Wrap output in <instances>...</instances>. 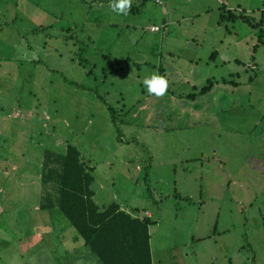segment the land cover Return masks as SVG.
I'll return each instance as SVG.
<instances>
[{
	"label": "rangeland",
	"instance_id": "374dc122",
	"mask_svg": "<svg viewBox=\"0 0 264 264\" xmlns=\"http://www.w3.org/2000/svg\"><path fill=\"white\" fill-rule=\"evenodd\" d=\"M100 2L0 0V264H101L44 180L66 143L152 264H264V0Z\"/></svg>",
	"mask_w": 264,
	"mask_h": 264
},
{
	"label": "trees",
	"instance_id": "16d2710c",
	"mask_svg": "<svg viewBox=\"0 0 264 264\" xmlns=\"http://www.w3.org/2000/svg\"><path fill=\"white\" fill-rule=\"evenodd\" d=\"M225 12L227 18L233 16L229 9ZM225 14L220 13L222 17ZM210 86L209 80L199 92ZM53 156L55 167L44 180L54 179L56 193L53 202L89 251L101 264H152L148 216H133L114 201L99 207L92 198L90 167L74 145L66 143L63 153H53ZM44 207L48 208L47 205Z\"/></svg>",
	"mask_w": 264,
	"mask_h": 264
},
{
	"label": "clouds",
	"instance_id": "9594fccd",
	"mask_svg": "<svg viewBox=\"0 0 264 264\" xmlns=\"http://www.w3.org/2000/svg\"><path fill=\"white\" fill-rule=\"evenodd\" d=\"M132 6V0H115L110 7L113 11L127 15ZM145 85H147L148 92L157 97H162L166 94L169 82L168 80L157 74H153L150 78L144 80Z\"/></svg>",
	"mask_w": 264,
	"mask_h": 264
},
{
	"label": "crops",
	"instance_id": "0c3cea01",
	"mask_svg": "<svg viewBox=\"0 0 264 264\" xmlns=\"http://www.w3.org/2000/svg\"><path fill=\"white\" fill-rule=\"evenodd\" d=\"M211 55H213V56L215 55V51H214V50L211 52ZM211 60H214V57L211 58ZM206 64H207V63H206ZM253 65H254V64H253ZM211 77H213V75H212ZM216 77H220L219 80L213 78V79L215 80V83H216V84H217L218 82H223V81H224L223 78H222L221 76H216ZM185 82H186V84H187L188 87L190 86L191 88H195V83H196V82H193V81L190 82L188 78L185 80ZM200 87H201V86H199L198 89H200ZM210 88H211V86L209 87V89H210ZM189 95H190V93H186V96L189 97V98H190V97H192V98L195 97V96H192V95L189 96ZM190 99H191V98H190ZM36 233H37V232H36ZM43 233H44V232L40 230V233H37V236H39V238H41V235H40V234H43Z\"/></svg>",
	"mask_w": 264,
	"mask_h": 264
},
{
	"label": "built area",
	"instance_id": "2783aa9c",
	"mask_svg": "<svg viewBox=\"0 0 264 264\" xmlns=\"http://www.w3.org/2000/svg\"><path fill=\"white\" fill-rule=\"evenodd\" d=\"M151 29L157 30L158 27L157 26H152ZM246 66L249 67V68H253L254 67V65H252V64H246Z\"/></svg>",
	"mask_w": 264,
	"mask_h": 264
}]
</instances>
